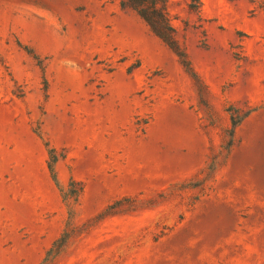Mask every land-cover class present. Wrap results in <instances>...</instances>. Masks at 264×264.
I'll list each match as a JSON object with an SVG mask.
<instances>
[{"label":"rangeland","instance_id":"1","mask_svg":"<svg viewBox=\"0 0 264 264\" xmlns=\"http://www.w3.org/2000/svg\"><path fill=\"white\" fill-rule=\"evenodd\" d=\"M168 10L0 0V264H264V0Z\"/></svg>","mask_w":264,"mask_h":264},{"label":"trees","instance_id":"2","mask_svg":"<svg viewBox=\"0 0 264 264\" xmlns=\"http://www.w3.org/2000/svg\"><path fill=\"white\" fill-rule=\"evenodd\" d=\"M170 0H119L122 9H129L143 20L154 36L160 39L179 59L181 65L191 71L187 55L176 38V31L172 24V17L168 10ZM185 6L189 12L199 16L202 8V0H185ZM238 122H232L235 126ZM52 153V150H50ZM55 156H52L49 165L50 174L55 179ZM60 247V246H59Z\"/></svg>","mask_w":264,"mask_h":264}]
</instances>
